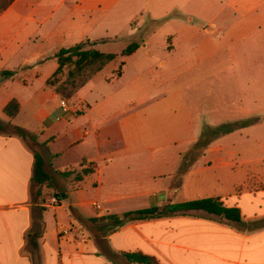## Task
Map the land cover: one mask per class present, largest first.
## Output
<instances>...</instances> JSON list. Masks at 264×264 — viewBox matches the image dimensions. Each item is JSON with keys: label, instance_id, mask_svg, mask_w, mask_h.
Segmentation results:
<instances>
[{"label": "crops", "instance_id": "0c3cea01", "mask_svg": "<svg viewBox=\"0 0 264 264\" xmlns=\"http://www.w3.org/2000/svg\"><path fill=\"white\" fill-rule=\"evenodd\" d=\"M133 42L140 48L122 57ZM79 44L120 66L106 73L108 64L66 100L80 108L64 111L48 81L57 54ZM2 72L14 75L0 78V119L38 136L52 182L36 203L34 151L0 135V264H115L108 252L264 264V0H14L0 8ZM12 100L15 118L4 113ZM54 195L60 204L46 207ZM203 199L242 221L107 220Z\"/></svg>", "mask_w": 264, "mask_h": 264}, {"label": "trees", "instance_id": "16d2710c", "mask_svg": "<svg viewBox=\"0 0 264 264\" xmlns=\"http://www.w3.org/2000/svg\"><path fill=\"white\" fill-rule=\"evenodd\" d=\"M14 0H2L3 3L0 8L4 9L9 6ZM86 44H79L70 49L61 50L56 59L59 63V69L55 75L48 81V86L53 88L62 100H70L75 94L83 88L94 76L99 74L108 64L117 58L116 54H105L95 49H86ZM140 48L139 42L131 43L127 48L121 52L122 57L131 56ZM68 73L64 82L61 76L65 70ZM14 74L12 72L0 73V78H10ZM4 113L15 118L20 113V104L17 100H12L4 109ZM220 134L228 133L230 130H225V127H220L215 131ZM0 135L18 136L25 140L28 146L34 151L36 156V163L34 168V175L32 179V194L33 199L37 203L43 195V188L52 182L50 177L51 169L47 159L44 156L46 146L38 141V136L31 133L25 128L5 123L0 119ZM204 138L197 144L198 147L206 144ZM90 171H83L82 175L89 174ZM73 172L61 173L62 177H69ZM82 177V176H81ZM80 176L77 179L81 178ZM61 197V195H58ZM42 211V209H40ZM197 215L205 218L226 220L229 222H241V213L238 209H227L215 199H203L179 204H167L163 207H153L150 209L129 212L123 217L110 216L107 220L112 224L114 229L122 227L128 222L146 220V219H162L175 216H189ZM93 222H97L94 220ZM38 233L28 234V241L31 242L33 251H28L34 254L37 247L36 239ZM107 257L119 264L120 260H125L128 264H156L155 260L141 254L124 253L118 255L113 252H108ZM35 264V263H34Z\"/></svg>", "mask_w": 264, "mask_h": 264}, {"label": "rangeland", "instance_id": "374dc122", "mask_svg": "<svg viewBox=\"0 0 264 264\" xmlns=\"http://www.w3.org/2000/svg\"><path fill=\"white\" fill-rule=\"evenodd\" d=\"M90 46H91V45L86 44V45H85V48H86V49H93V48L90 47ZM125 47H126V45H124L123 43H119V44L116 45L114 48H111V50H112L113 53H116V54H117V53H120L121 50H122L123 48H125ZM115 66H120V65H119V62H118V63L115 62V63L110 64V65L108 66L107 70H106V73H110V72L112 71V69H113ZM67 73H68V69H66L65 72H64V74L61 76V80H62V82L65 81L66 76H67ZM201 147H202V146H201ZM203 150H204V148L202 147L201 149L199 148L197 151H195L194 154L191 155V160H190V161H193L195 158H197L198 156H200V155L202 154ZM194 157H195V158H194ZM182 172H186V170H184V171H182ZM174 186H175V185H173L171 188H174ZM174 196H176V195H175V192L170 191V192H169V197H170V200H171V201H172V198H174ZM120 262H121V264H128V263H127L125 260H123V259H121Z\"/></svg>", "mask_w": 264, "mask_h": 264}, {"label": "built area", "instance_id": "2783aa9c", "mask_svg": "<svg viewBox=\"0 0 264 264\" xmlns=\"http://www.w3.org/2000/svg\"><path fill=\"white\" fill-rule=\"evenodd\" d=\"M61 108L64 110V111H69L70 109H73L74 111H77L80 107L78 106H70L68 104V102L66 100H62L61 101ZM82 110V109H80ZM61 117H58V120H60ZM61 202V197L57 196V195H54L50 200L49 202L46 204V207H49V206H55V205H59ZM99 208V207H98Z\"/></svg>", "mask_w": 264, "mask_h": 264}]
</instances>
